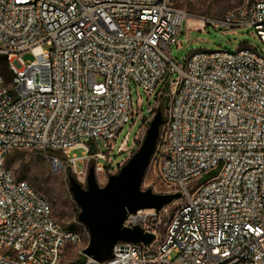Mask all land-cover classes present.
<instances>
[{"label":"built area","instance_id":"2783aa9c","mask_svg":"<svg viewBox=\"0 0 264 264\" xmlns=\"http://www.w3.org/2000/svg\"><path fill=\"white\" fill-rule=\"evenodd\" d=\"M185 19L170 0H0L8 73L0 63V264H58L66 244L81 240L14 177L7 157L35 150L54 173L88 165L98 173L115 137L141 117L131 86L150 95L159 84L141 128L166 104L152 159L166 193H179L177 207L165 218L164 208L129 214L123 226L153 240L118 242L110 259L81 264H264V0H242L214 23L252 28L261 49L196 50L174 61L167 51ZM132 147L127 158L136 137Z\"/></svg>","mask_w":264,"mask_h":264},{"label":"rangeland","instance_id":"374dc122","mask_svg":"<svg viewBox=\"0 0 264 264\" xmlns=\"http://www.w3.org/2000/svg\"><path fill=\"white\" fill-rule=\"evenodd\" d=\"M172 5L181 9L186 14V19L181 25L180 34L176 44L170 46L167 53L174 61H182L188 54L196 50L227 49L233 51L241 46H252L261 49L257 35L252 28L223 29L218 28L214 23L226 12L237 7L242 0H170ZM48 49L43 46V50ZM24 61L33 59L30 52L22 55ZM163 84H159L156 89L148 95L141 88L134 85L130 88L133 109L141 115L130 118L120 133L112 141L113 152L110 154L108 166L102 171L95 173L96 182L99 187H103L110 175L116 174L120 167L127 161V151L132 147V142L136 137V149L140 146L145 131L148 127H142V119L147 117V107L155 105L158 92L163 91ZM165 105L161 109V115L165 113ZM134 123L132 124V121ZM129 132L124 151L118 153L117 147L122 142L125 134ZM101 144V143H100ZM104 151L103 148H101ZM81 149H74L70 155L81 156ZM5 165L11 170L18 180L26 181L35 191L43 195L50 203L52 215L55 220L65 229L75 231L81 235L79 243H68L62 251L58 264H75L81 257L82 250L88 243V233L86 228L77 221L79 208L73 200L69 191V178H74L83 188L86 187L85 177L87 169L80 174L74 175L68 168L59 172L50 171L46 153L35 150H16L6 159ZM158 163L152 157L144 173L142 189H151L156 194H165L167 188L160 182L157 175ZM177 207L176 202L164 206L167 210L161 217L171 216ZM175 253L171 254L174 259Z\"/></svg>","mask_w":264,"mask_h":264},{"label":"water","instance_id":"95a60500","mask_svg":"<svg viewBox=\"0 0 264 264\" xmlns=\"http://www.w3.org/2000/svg\"><path fill=\"white\" fill-rule=\"evenodd\" d=\"M162 115L155 112L136 151L116 174L110 175L103 187H99L94 167L87 169L86 187L69 178V191L79 208L77 221L87 230L88 243L82 255L96 262L111 258L112 248L118 243L149 244L153 235L143 232L139 226H123L129 214L138 210L160 211L179 198V193L156 194L142 189V180L154 153Z\"/></svg>","mask_w":264,"mask_h":264},{"label":"trees","instance_id":"16d2710c","mask_svg":"<svg viewBox=\"0 0 264 264\" xmlns=\"http://www.w3.org/2000/svg\"><path fill=\"white\" fill-rule=\"evenodd\" d=\"M0 63H1V65H2V70H3V72H4V75L8 77V73H7L6 70H5L6 62H5V58H4L3 56H0ZM162 107H163V103H161V104L159 105V111H160V113H161V109H162ZM85 259H86V258H85L84 256H81V257L75 262V264H81V263H83V262L85 261Z\"/></svg>","mask_w":264,"mask_h":264},{"label":"bare ground","instance_id":"6f19581e","mask_svg":"<svg viewBox=\"0 0 264 264\" xmlns=\"http://www.w3.org/2000/svg\"><path fill=\"white\" fill-rule=\"evenodd\" d=\"M38 51L37 49L35 50V52Z\"/></svg>","mask_w":264,"mask_h":264}]
</instances>
